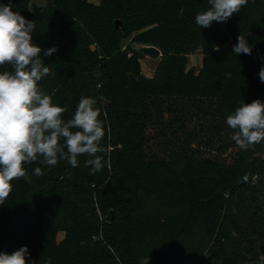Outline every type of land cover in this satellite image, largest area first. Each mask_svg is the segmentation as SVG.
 <instances>
[{
    "label": "trees",
    "instance_id": "trees-1",
    "mask_svg": "<svg viewBox=\"0 0 264 264\" xmlns=\"http://www.w3.org/2000/svg\"><path fill=\"white\" fill-rule=\"evenodd\" d=\"M45 1L0 4L35 21L32 43L50 68L39 86L67 109L65 120L82 96L97 100L105 167L90 175L86 156L77 167L25 165L31 183L12 181L0 205V253L27 246L28 264L260 262L264 142L240 149L226 118L264 102V0L210 28L195 23L208 0ZM248 33L251 55L232 53ZM134 45L161 49L153 76ZM198 51L197 71L188 65Z\"/></svg>",
    "mask_w": 264,
    "mask_h": 264
},
{
    "label": "clouds",
    "instance_id": "clouds-1",
    "mask_svg": "<svg viewBox=\"0 0 264 264\" xmlns=\"http://www.w3.org/2000/svg\"><path fill=\"white\" fill-rule=\"evenodd\" d=\"M249 0H208L209 7L195 16L200 28H210L213 21L227 22L233 14L247 6ZM183 15V8L180 9ZM36 23L12 10L11 3L0 4V67L11 66V71L0 72V205L12 192V181L24 179L31 183L25 165L38 163L49 169L59 161L77 167L78 157L86 156L85 166L90 175L105 167L102 141L105 137L101 108L92 97H81L71 119L65 120L66 108L54 104L51 95L41 90L39 82L50 74L41 58V48L32 43ZM240 34L232 53L251 55L252 46ZM56 48H49L51 56ZM230 76V74H226ZM264 83V66L259 71ZM105 119L107 113H104ZM226 123L234 130L232 139L247 150L264 142V102L254 100L241 103L228 115ZM33 174L45 175L41 167ZM30 254L23 246L11 254L0 253V264H28Z\"/></svg>",
    "mask_w": 264,
    "mask_h": 264
},
{
    "label": "rangeland",
    "instance_id": "rangeland-1",
    "mask_svg": "<svg viewBox=\"0 0 264 264\" xmlns=\"http://www.w3.org/2000/svg\"><path fill=\"white\" fill-rule=\"evenodd\" d=\"M38 4L40 5H44L45 4V0H35ZM137 47H139V45H134ZM160 58L158 59H152V58H149L146 56V58L142 59V70H143V74L145 76H148V77H151L153 76L156 68H157V65H158V62H159ZM189 68H194L195 70H199L200 68L203 67V54L198 51L197 53L195 54H192L189 56V65H188ZM65 238V234L64 233H59L58 234V239L59 240H63ZM245 257L247 258H250L249 256L245 255ZM263 257H262V260L256 264H264V261H263ZM250 260V259H248ZM187 264H197L196 262H193V261H186ZM254 262L253 261H243V264H253ZM143 264H154L153 261L151 260H145L143 262ZM201 264H209V263H201Z\"/></svg>",
    "mask_w": 264,
    "mask_h": 264
},
{
    "label": "water",
    "instance_id": "water-1",
    "mask_svg": "<svg viewBox=\"0 0 264 264\" xmlns=\"http://www.w3.org/2000/svg\"><path fill=\"white\" fill-rule=\"evenodd\" d=\"M120 23L121 21L118 20L116 22V27H119ZM137 50L141 52L142 54H144L145 56L152 58V59H158L162 56L161 49L154 45H141L137 47ZM131 79L134 83L137 81V79L135 78L133 74H131Z\"/></svg>",
    "mask_w": 264,
    "mask_h": 264
},
{
    "label": "crops",
    "instance_id": "crops-1",
    "mask_svg": "<svg viewBox=\"0 0 264 264\" xmlns=\"http://www.w3.org/2000/svg\"><path fill=\"white\" fill-rule=\"evenodd\" d=\"M88 1L94 4H100L102 0H88Z\"/></svg>",
    "mask_w": 264,
    "mask_h": 264
}]
</instances>
